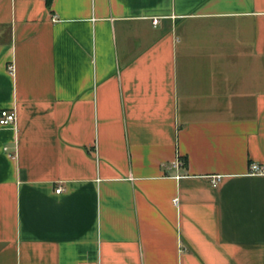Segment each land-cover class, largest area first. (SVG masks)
Returning a JSON list of instances; mask_svg holds the SVG:
<instances>
[{"label": "crops", "instance_id": "crops-1", "mask_svg": "<svg viewBox=\"0 0 264 264\" xmlns=\"http://www.w3.org/2000/svg\"><path fill=\"white\" fill-rule=\"evenodd\" d=\"M0 109V264H264V0H0Z\"/></svg>", "mask_w": 264, "mask_h": 264}, {"label": "built area", "instance_id": "built-area-1", "mask_svg": "<svg viewBox=\"0 0 264 264\" xmlns=\"http://www.w3.org/2000/svg\"><path fill=\"white\" fill-rule=\"evenodd\" d=\"M153 23H157L158 19L157 18H152ZM16 119V112L15 110H8V109H0V125H6V124H11L12 122H14ZM181 162H179L178 159H174L171 161L170 163V167L172 168H178L180 166ZM252 171H259L260 167L258 166V164H252L251 166ZM217 182V178H213L212 179V183L215 184ZM63 188L61 186H58L56 188V192L61 191Z\"/></svg>", "mask_w": 264, "mask_h": 264}, {"label": "trees", "instance_id": "trees-1", "mask_svg": "<svg viewBox=\"0 0 264 264\" xmlns=\"http://www.w3.org/2000/svg\"><path fill=\"white\" fill-rule=\"evenodd\" d=\"M50 2H51V0H46V3H47V5H49V4H50Z\"/></svg>", "mask_w": 264, "mask_h": 264}]
</instances>
